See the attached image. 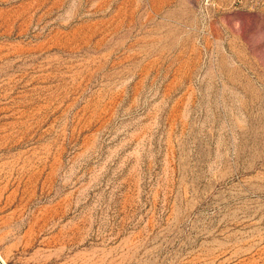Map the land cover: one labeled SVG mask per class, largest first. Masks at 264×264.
Returning <instances> with one entry per match:
<instances>
[{"label":"rangeland","instance_id":"1","mask_svg":"<svg viewBox=\"0 0 264 264\" xmlns=\"http://www.w3.org/2000/svg\"><path fill=\"white\" fill-rule=\"evenodd\" d=\"M3 264H264V0H0Z\"/></svg>","mask_w":264,"mask_h":264},{"label":"water","instance_id":"2","mask_svg":"<svg viewBox=\"0 0 264 264\" xmlns=\"http://www.w3.org/2000/svg\"><path fill=\"white\" fill-rule=\"evenodd\" d=\"M0 264H3V261H2V259L0 258Z\"/></svg>","mask_w":264,"mask_h":264}]
</instances>
